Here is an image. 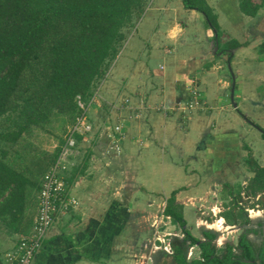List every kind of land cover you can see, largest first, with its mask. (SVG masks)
<instances>
[{"label": "crops", "instance_id": "0c3cea01", "mask_svg": "<svg viewBox=\"0 0 264 264\" xmlns=\"http://www.w3.org/2000/svg\"><path fill=\"white\" fill-rule=\"evenodd\" d=\"M206 1L219 39L204 15L182 0L148 3L89 107L92 131L76 135L73 163L64 173L76 204L57 212L31 264H152L148 236L172 192L188 227H212L205 214L219 209L214 199L225 195L238 206L234 185L242 194L264 169V137L253 125L264 128L261 1L251 0L259 6L254 16L242 12L241 0ZM231 41L238 43L233 49ZM192 92L199 106L185 110ZM51 125L34 130L30 148L59 149L63 139ZM116 140L118 154L111 153ZM28 192L32 215L23 231L0 222V264L31 230L38 192ZM223 209L226 216L230 208ZM222 215L218 223L230 227Z\"/></svg>", "mask_w": 264, "mask_h": 264}, {"label": "trees", "instance_id": "16d2710c", "mask_svg": "<svg viewBox=\"0 0 264 264\" xmlns=\"http://www.w3.org/2000/svg\"><path fill=\"white\" fill-rule=\"evenodd\" d=\"M182 1L185 8L204 15L219 39L216 15L207 1ZM148 2L0 0V222L12 231H23L21 226L32 215L28 190L39 191L40 179L59 150L38 153L27 139L36 128L44 129L54 114L64 115L70 124L74 121L80 113L76 97L87 100L93 94ZM239 7L251 16L259 9L251 0H241ZM237 45L231 41L227 46ZM259 51L264 54V42ZM253 125L264 137V128ZM259 174L264 175L263 168L253 179L264 187ZM35 213L36 209L33 217ZM164 214L184 233L171 242L170 264H264V247L257 250L246 233L235 245L226 243L220 249L213 242L215 232L203 231L204 239L193 236L184 228L175 192L167 199ZM187 243L197 245L198 256L187 258Z\"/></svg>", "mask_w": 264, "mask_h": 264}, {"label": "rangeland", "instance_id": "374dc122", "mask_svg": "<svg viewBox=\"0 0 264 264\" xmlns=\"http://www.w3.org/2000/svg\"><path fill=\"white\" fill-rule=\"evenodd\" d=\"M260 9H262V12H264L263 10L264 2L262 3V7H260ZM142 15H140V18L142 17ZM134 29H135V26H134ZM126 46H127V43L123 45V47L121 48V52L125 50ZM119 55L120 53L117 54L112 64L115 62L116 58ZM112 64L110 65L109 69L103 76L104 77L103 80L98 82L94 88V91H95L94 93L96 94L95 96L96 100L94 101V103L98 102L97 101L98 92H99L98 88L100 87V84L105 81V78H108L109 76H111L110 71L112 69ZM52 117H54L52 121V125L49 124L47 126L50 127L51 125V130H52L51 132L55 133L56 139H59V141L61 140L62 142V139H64V133H63L64 129L69 123L67 122L66 117L62 114H54ZM42 136L43 135L40 133L39 137L42 138ZM260 175H261V178L264 177V175L262 174H259V177ZM239 190L241 189H239L238 186L234 185L232 194H234L233 199H235V201L236 200L239 201L238 206L233 205V201H230L229 199H227L228 197H226L225 195H221V197L219 195L217 196V198L214 199L215 204L219 207V209L216 207L215 210L213 209H212L213 211L209 210L208 213L205 214V218L208 223L207 225H211L212 227H205L204 226L205 224H204L203 229H200V228L197 229L193 226L188 227L185 224L184 228H186L190 232L193 230L194 234L193 233L191 234H193V236L200 238V239H204L202 235L203 231L209 230V231L215 232L216 238L213 242L218 249L222 248L224 244L226 243L235 245L241 233L242 227H244L245 225H252L253 223L259 221L260 219L264 220V194H262V192H264L263 185L260 186L259 183H256L254 179H252L248 183V187L243 190L242 194L238 193ZM226 206H229L231 212L230 210L229 211L226 210V212L228 213L225 216L222 214L225 211L223 208H225ZM249 210H255V211L259 210L260 217L259 216L251 217V213H249ZM157 215H158V220H159L158 224L156 227H154V229H152L151 235L148 236L150 241H152V244H151L152 249L155 248L153 250L154 254L152 255V260H150V262L152 264H156V263L157 264H170V258H171L170 255L172 254L171 242L179 241L181 238H183L184 233L182 231V228L177 223H174L169 216L165 214H164L165 216H162L160 213H157ZM220 215L224 216L225 222H223V224H227L230 227L226 225H221L220 223H218V221L220 220ZM146 248L148 251L149 247H146ZM198 254H199V250H198L197 245H191V244L187 245V258L196 257L198 256Z\"/></svg>", "mask_w": 264, "mask_h": 264}, {"label": "built area", "instance_id": "2783aa9c", "mask_svg": "<svg viewBox=\"0 0 264 264\" xmlns=\"http://www.w3.org/2000/svg\"><path fill=\"white\" fill-rule=\"evenodd\" d=\"M94 92L87 100L80 96L76 97L80 113L67 126L54 163L40 179L36 213L33 217L31 230L29 234L22 236L7 252L5 264H31L35 253L42 246L57 212H65L76 204L75 199L67 196V183L64 173L73 163L72 157L74 152L76 153L75 147L77 145L76 135L85 136L93 129V124L89 120V107L96 100ZM192 94V99L182 105L185 110L199 106L198 93L192 92ZM178 107H180V103ZM111 150V153H119L120 146L117 140L113 142ZM256 212H259V210Z\"/></svg>", "mask_w": 264, "mask_h": 264}, {"label": "flooded vegetation", "instance_id": "af4514ba", "mask_svg": "<svg viewBox=\"0 0 264 264\" xmlns=\"http://www.w3.org/2000/svg\"><path fill=\"white\" fill-rule=\"evenodd\" d=\"M251 229H255L256 231L252 232ZM243 233H246L247 238H249L255 244V248L257 250L260 249L261 247H264V220L263 219H260L259 221L253 223L252 225H245L244 227H242L239 237Z\"/></svg>", "mask_w": 264, "mask_h": 264}, {"label": "water", "instance_id": "95a60500", "mask_svg": "<svg viewBox=\"0 0 264 264\" xmlns=\"http://www.w3.org/2000/svg\"><path fill=\"white\" fill-rule=\"evenodd\" d=\"M217 49H218V45H217V42H216V44L214 45V52H216ZM231 96H233V90H232Z\"/></svg>", "mask_w": 264, "mask_h": 264}, {"label": "bare ground", "instance_id": "6f19581e", "mask_svg": "<svg viewBox=\"0 0 264 264\" xmlns=\"http://www.w3.org/2000/svg\"><path fill=\"white\" fill-rule=\"evenodd\" d=\"M252 213H254V212L252 211ZM251 216H252V215H251ZM253 216H254V217H258V216L260 217V214L256 212L255 215H253ZM221 227H222V226H221Z\"/></svg>", "mask_w": 264, "mask_h": 264}]
</instances>
